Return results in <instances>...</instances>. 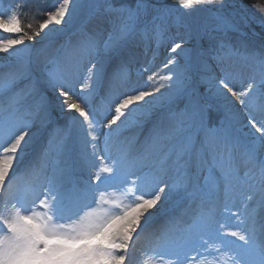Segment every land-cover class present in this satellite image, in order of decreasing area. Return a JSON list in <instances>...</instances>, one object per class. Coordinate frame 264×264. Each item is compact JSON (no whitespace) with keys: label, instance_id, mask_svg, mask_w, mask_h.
Returning a JSON list of instances; mask_svg holds the SVG:
<instances>
[{"label":"snow or ice","instance_id":"obj_1","mask_svg":"<svg viewBox=\"0 0 264 264\" xmlns=\"http://www.w3.org/2000/svg\"><path fill=\"white\" fill-rule=\"evenodd\" d=\"M77 6L78 0H58L32 34L24 28L27 0H8L0 10V53L20 62L16 70L0 74V264H132L136 243L156 215L150 210L159 212L162 197L168 199L165 187L198 201L197 210L190 222L182 215L165 222L150 238L153 255L144 264H264V52H248L231 42L228 32L238 26L223 14L224 0H172L171 5L165 0H91L88 15L96 21L95 30L62 44L41 78L34 79L28 62L32 46L25 40H35L41 32L47 36L51 26L64 24ZM199 11L210 14L211 26L182 24V17ZM176 25L186 27L188 36L171 44L169 52L176 55L163 64L169 74H149L142 86L115 97L106 123L105 154L99 155L95 132L104 113L93 106V97L105 89V99L111 100L117 88L128 84L137 37L152 41L158 50ZM193 37L208 41L207 46L198 45L194 57L183 47ZM85 59L91 66L79 82L76 72ZM237 61L253 69L239 88ZM158 76L157 86L153 82ZM21 81L27 84L18 89ZM165 82L170 90L167 112L149 130L139 155L129 160L123 149L111 156L110 138L121 126L140 124L141 117L150 115L146 106L158 99L156 93L164 96L160 90ZM33 96L38 100L28 104ZM209 97H235L242 108H227L226 118L242 115L261 135L241 145ZM56 110L74 111L80 118L84 136L76 166L64 158V139H53L52 134L36 159L25 164L33 138L52 123ZM150 157L147 172L132 170ZM81 164L87 178L78 174ZM250 180H255L253 195L242 200L239 213L224 205L223 211L238 221L233 230L217 219L219 193L234 199L236 186ZM17 181L23 183L13 191ZM253 196L257 199L250 209Z\"/></svg>","mask_w":264,"mask_h":264},{"label":"bare ground","instance_id":"obj_2","mask_svg":"<svg viewBox=\"0 0 264 264\" xmlns=\"http://www.w3.org/2000/svg\"><path fill=\"white\" fill-rule=\"evenodd\" d=\"M90 2L91 0H78V6L75 12L71 13L70 18H66V22L64 24L51 26L53 31H51L47 36H45L44 32H41L40 36L36 37L35 40H25L26 44L32 46L31 56L28 62L30 63L32 76L34 79L41 78L42 73L39 70V66L55 57L58 54V50L62 44L68 41L74 43L80 38L82 32H90L95 30L96 21L94 19H90L88 15V5ZM168 3L171 5L172 1ZM224 8L233 11L238 10V12L243 13L241 5L232 0H224ZM175 14L177 16L181 15L179 12H176ZM205 22L210 26L213 24V21L210 19V14L204 11L194 12L190 16L182 17V24L192 25L194 23L203 24ZM174 35L177 36V38H174ZM4 36L7 37L8 34H4ZM187 36L188 29L186 27L182 25L173 26L166 34L165 40L158 50L155 48V44L152 41L141 39L140 37L136 38L135 46L131 49L132 60L129 65L130 79L128 84L117 88L111 100L105 99V89H101L99 93L92 99L93 106L97 108L98 112L104 113V115L100 116L102 123L95 132V135L97 136L96 151L99 155L105 154L106 145L104 135L109 131L106 123L107 120H110L112 117L115 97L124 92H131L133 88L142 86L147 78V75L149 74L154 72H158L161 76L169 74V69L163 68V64L167 62V59L170 56L176 55L174 53H170L169 48L173 42H180L181 37L187 39ZM201 43V41H198L195 37H193L192 39L188 40V42L185 43L183 47L189 49L191 55L194 57L196 55L195 50ZM20 47H23V45ZM245 47L247 49L249 46ZM125 58L127 59V57ZM177 60L179 63H183L182 57L177 56ZM92 62L94 63L95 61L93 60ZM243 64L244 62L242 61L236 62V67L239 70L237 80L238 88L240 87L241 83L247 81L253 72L251 67L243 66ZM19 66L20 62H18L15 57H12L7 53H0V74H6L10 70L14 71ZM90 66L91 64L87 59H85L83 63L80 64L76 72L77 81L82 82L83 77L86 75L87 68ZM145 68L148 69L147 72L143 71ZM158 83L159 76L156 78V81H154L153 84L158 86ZM26 84L27 81H21L20 84L17 85V88H24ZM77 91H79V87H77ZM160 91L161 93H164V96L161 97L160 93H156V97L158 99L153 101V105L146 106L151 108V113L147 117H141L143 121L142 123H129L126 126H121L119 131L113 134L107 145V150L111 156L117 157L120 154V150L123 149H127L129 160H133V158L139 155L141 145L148 136L149 130L153 127V124L167 112L168 96L170 95V90L167 89V82H165V88H161ZM48 95L51 97L50 93ZM74 99H76V97H74ZM148 99L153 100L152 97H149ZM36 100H38L37 96L29 97L27 103L32 104ZM232 101H235V104H233ZM208 103L213 105V108L216 110H219L218 112L221 114L222 119H224V126L230 129L232 136L242 145H244L242 142V132H247L246 134L250 136L252 140L258 138L261 135L253 127H251V125L246 119L243 118L242 115L239 116L237 120H230L226 118L227 108H232L234 112L242 108V106L239 105V101L236 100L235 97H230L228 99L209 97ZM81 104L84 106L82 102ZM255 116L256 119L261 118L259 112H256ZM121 119L123 120L124 118L122 117ZM166 123L167 121L165 120V124ZM118 125H120L119 121L117 122V125H112V128L116 129ZM49 134L53 135V139H64L66 145L65 151L67 154L64 158H67L70 164L76 166V154L79 147V142L84 136V132L80 125V118H78V114H76L74 111L60 112L59 110L53 112L52 123L48 125L47 128L41 129L39 132H37L36 136L33 138L31 150L25 161V164H28L29 162L36 159L41 147L46 143ZM202 135L203 133H201V136ZM250 143L251 142H248L246 144ZM89 151H91L90 148ZM241 152L242 148L236 154L239 156ZM262 152H264V150H262ZM64 158H62V160ZM152 159L153 158L150 157L148 160L143 162L141 167L133 168L132 170L137 172V174L147 172ZM253 172L256 173V170L253 169ZM78 174L84 178H87V170L82 164L78 167ZM130 178L135 179V176ZM164 178L165 180H169V177L167 176ZM22 183V181H17V183L13 186V191H16L22 185ZM254 183L255 180H250L248 185H246L249 187L246 191H242L240 193L234 191V199H227L221 191L219 193V199L217 202L219 209L217 219L235 230L234 226L237 225L238 221L235 217L230 218V213H225L223 211L224 205L227 204L231 209V212L239 213L242 208V200L248 195H253L252 185ZM161 187H164V185H161ZM165 193H168V199L164 200L162 197L161 203L163 204V207L160 208V211L157 212L156 209L150 210L151 212H156V215L149 223L144 235L136 243L132 264H144L145 259L148 256L153 255V253L149 251V240L153 235L159 234V230L170 217L182 215L185 222H190L191 216L197 210L198 201H189L182 192L173 191L169 193V189L165 187ZM256 199L257 197L253 196V200L248 202L250 209L255 207ZM2 206L3 197L0 195V207ZM157 207L160 206L158 205ZM224 251H227V249H224ZM225 259L227 258L225 257Z\"/></svg>","mask_w":264,"mask_h":264},{"label":"rangeland","instance_id":"obj_3","mask_svg":"<svg viewBox=\"0 0 264 264\" xmlns=\"http://www.w3.org/2000/svg\"><path fill=\"white\" fill-rule=\"evenodd\" d=\"M172 0H165V2H171ZM241 5L243 13L238 10L222 9L224 15L228 16L231 21L238 26L237 31H229L228 38L231 42L237 46H249L248 52H264V13L259 9H264V0H232ZM8 0H4V3L0 5V10L7 7ZM28 8L30 11L26 12L23 16L24 28L29 34H32L35 29L38 28L39 23L45 19L43 13L55 8L58 0H27ZM219 0H217V4ZM32 24V29L27 28V24ZM215 35V33L213 34ZM174 38L177 36L174 35ZM28 40V39H26ZM204 46H207L208 41H201ZM48 67V62H44L39 66L41 73ZM182 107V104L180 105ZM216 111L215 108H213ZM220 118L221 114L218 112ZM242 142L244 144L251 142L252 139L245 132H242ZM242 145V144H241ZM249 188L246 185H237L235 192L240 193L246 191Z\"/></svg>","mask_w":264,"mask_h":264}]
</instances>
